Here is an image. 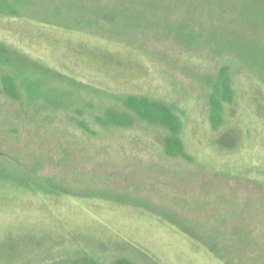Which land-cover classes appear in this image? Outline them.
<instances>
[{
	"label": "rangeland",
	"instance_id": "rangeland-1",
	"mask_svg": "<svg viewBox=\"0 0 264 264\" xmlns=\"http://www.w3.org/2000/svg\"><path fill=\"white\" fill-rule=\"evenodd\" d=\"M31 2L25 16L0 15V42L68 78L58 100L85 91L175 103L187 157L166 153L162 127L106 136L92 123L102 132L92 137L66 114L47 126L0 108V149L73 193L0 192L1 244L29 251L31 264L79 246L135 264H264V0ZM68 17L78 28L50 21ZM223 64L242 72L214 131L208 95ZM96 190L120 203L84 196Z\"/></svg>",
	"mask_w": 264,
	"mask_h": 264
},
{
	"label": "trees",
	"instance_id": "trees-1",
	"mask_svg": "<svg viewBox=\"0 0 264 264\" xmlns=\"http://www.w3.org/2000/svg\"><path fill=\"white\" fill-rule=\"evenodd\" d=\"M30 5H32L31 0H0V15L5 17L25 16L23 12ZM46 8H50L53 13L61 10L59 5ZM50 21L51 23L59 22L64 28H78L77 20L73 17H68L64 21ZM216 72L214 81L210 83L211 90L208 95L214 131H218L220 126L228 123L227 116L232 113H229L228 110L233 111L235 105L234 80L242 71H234L229 64H223ZM66 81L69 79L64 75L42 68L37 60L28 59L18 50L0 42V108L3 111L1 114L6 115L7 119L24 118L26 121L32 119L36 122L43 120L49 126L55 121L56 114H66L69 115L68 117L75 124L76 129L92 137L102 135V132L92 123L102 129L103 134L108 133L106 136L124 129L134 130L136 126L149 130L162 127L169 131V135L165 139L166 153L170 156L180 154L183 158L187 157L183 153L180 137L183 129L181 119L183 112L175 103L149 96L85 91L78 92L79 100H73V98L58 100L61 86ZM15 109L19 110L23 116L11 115L16 112ZM4 126L5 123L0 122V127ZM226 128L227 126L220 129L219 133L228 131ZM220 143H223L222 138H220ZM172 144L176 146H171ZM224 146L231 150L236 145L227 143ZM11 156L9 151L0 149V192H8L11 188L34 194H73L72 188L56 177L39 174L34 166H43V164L34 163L32 165L24 161L16 162L12 160ZM84 196L107 198L120 203L113 200L116 197L114 198L113 194L106 191H87ZM1 241V263L16 264L17 260H22L21 264H31V261L23 260L29 251H24L19 245L17 249H14L11 242L6 241L1 244ZM213 252L217 253L214 250ZM99 255L79 246L67 251L60 258L46 260L42 264H135L127 257L115 256L103 259Z\"/></svg>",
	"mask_w": 264,
	"mask_h": 264
}]
</instances>
